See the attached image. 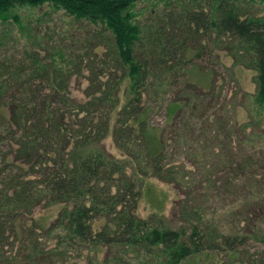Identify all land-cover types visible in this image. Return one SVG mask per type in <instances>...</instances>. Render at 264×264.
I'll list each match as a JSON object with an SVG mask.
<instances>
[{"label": "trees", "instance_id": "16d2710c", "mask_svg": "<svg viewBox=\"0 0 264 264\" xmlns=\"http://www.w3.org/2000/svg\"><path fill=\"white\" fill-rule=\"evenodd\" d=\"M255 2L264 0H0V20L20 28L16 8L44 4L100 23L93 48L0 66V264H202L214 254L264 264V250H251L264 244V120L240 122L223 102L194 127L201 95L188 81L191 66L226 50L255 71L251 95L264 105ZM83 70L79 100L70 81ZM163 102L188 165L151 123ZM110 135L119 155L104 144ZM149 176L179 191L177 226L137 213ZM52 205L57 215L41 222L36 210Z\"/></svg>", "mask_w": 264, "mask_h": 264}, {"label": "rangeland", "instance_id": "374dc122", "mask_svg": "<svg viewBox=\"0 0 264 264\" xmlns=\"http://www.w3.org/2000/svg\"><path fill=\"white\" fill-rule=\"evenodd\" d=\"M152 4L141 2L136 7L137 11L146 17L149 14L147 9ZM252 8L257 16H264V2H255ZM16 12L21 17L23 28H20V24L13 19L0 20V66L25 63L35 52H39L40 55L48 52L57 54L61 48L82 52L83 49L95 46L93 41L97 30L100 29V23L94 24L86 19H78L51 4L18 7ZM103 50V46L100 45L95 48L99 56L103 54ZM191 67L188 81L196 85L201 95L196 97L197 103H201L199 106L201 108L191 119L194 127L198 128L206 119L210 120L223 102L228 109L235 108L236 117L240 122L247 121L249 113L253 114V112V115L258 117L260 115L264 120V105L255 101L251 95L256 89L253 69L235 64L226 50L216 48L206 60L200 62V66L194 64ZM83 71L82 75L72 76L70 81L72 95L79 100L84 99L83 89L88 83V70ZM213 87H215L213 93L209 92ZM177 91L178 89L173 88L168 94V99L175 96ZM246 92L248 95L244 96ZM204 93L207 95H203ZM164 104L165 102L161 108L152 110L151 123L155 127L164 128V134L171 146L172 158L184 159L188 165L193 162L192 158L187 157L188 145H184L183 140H179L173 131L174 122L171 116L174 113L168 114ZM260 128L264 129V125ZM104 144L108 151L119 155L111 135L105 139ZM179 196V191L173 183L164 182L155 176L145 177L137 213L144 217L152 213L162 214L173 226H177L178 208L175 207V202ZM58 211L59 205L39 207L35 216L41 222L50 223ZM103 221V219L96 220L94 228L98 229ZM255 249L264 250V244H254L251 250L255 251ZM247 258L214 254L211 259H203L202 264H249Z\"/></svg>", "mask_w": 264, "mask_h": 264}]
</instances>
